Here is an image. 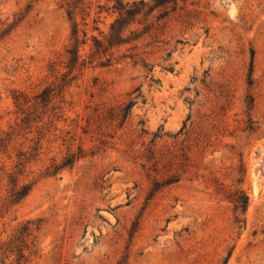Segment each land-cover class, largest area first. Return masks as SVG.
I'll return each instance as SVG.
<instances>
[{"label": "rangeland", "instance_id": "rangeland-1", "mask_svg": "<svg viewBox=\"0 0 264 264\" xmlns=\"http://www.w3.org/2000/svg\"><path fill=\"white\" fill-rule=\"evenodd\" d=\"M142 1L0 0V264H264V0Z\"/></svg>", "mask_w": 264, "mask_h": 264}, {"label": "trees", "instance_id": "trees-1", "mask_svg": "<svg viewBox=\"0 0 264 264\" xmlns=\"http://www.w3.org/2000/svg\"><path fill=\"white\" fill-rule=\"evenodd\" d=\"M115 2L114 6L112 7L115 11H117V18L114 20V22L110 25L109 31H110V39H109V45H116L121 42V33L125 26L127 25L126 21L134 18L135 15L139 14L143 7H145V4L142 0L138 1H131L127 2L124 0H113ZM72 29V37H76V26L73 24ZM83 36L85 34L83 33ZM95 41V40H94ZM96 43V41H95ZM80 44H83L81 42ZM78 42L76 38L73 39V44L70 49L65 51V54L67 55V66L68 69L67 75H69L77 66V61L79 59L78 55ZM97 47H99L97 45ZM73 77H71L70 80H72ZM54 98L53 89H44L41 93H39L37 96L34 97V102L32 104L33 108H37L38 106H46L49 104L52 99ZM22 100L23 103H26L28 101H25V98H22V96L17 95L14 98L15 103H19V100ZM21 102V103H22ZM58 109V108H57ZM56 108H52V117L55 116L57 113ZM55 111V112H53ZM29 113L26 115L25 121L28 120ZM73 158L66 157L60 166L52 165L48 169H53V171L58 170L59 168H64L70 166L72 163ZM25 162H18L16 167H18L17 171L7 176V182L9 185L8 195L6 198V201L4 203L5 208H9L13 205H16L19 203L29 192L31 185H21L18 186L17 182V175L21 173L22 167H24ZM230 202L233 204V210L235 216L234 221L235 223L240 222L239 215H242L245 211L246 205H247V197L242 191H235L233 194H230ZM37 225L27 221L25 222L22 227L20 228V233L24 235V238L30 237L33 230H37ZM19 237H16L14 241H18ZM13 242H10L11 245ZM12 249H15V252L17 253L18 260L22 258V249H18L16 245L11 246ZM13 251V250H12ZM19 264V262H17Z\"/></svg>", "mask_w": 264, "mask_h": 264}]
</instances>
